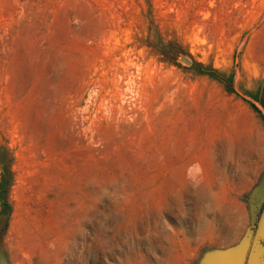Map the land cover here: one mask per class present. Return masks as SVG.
<instances>
[{
    "label": "rangeland",
    "instance_id": "rangeland-1",
    "mask_svg": "<svg viewBox=\"0 0 264 264\" xmlns=\"http://www.w3.org/2000/svg\"><path fill=\"white\" fill-rule=\"evenodd\" d=\"M260 100L264 0H0V264L237 245L264 206Z\"/></svg>",
    "mask_w": 264,
    "mask_h": 264
},
{
    "label": "water",
    "instance_id": "water-1",
    "mask_svg": "<svg viewBox=\"0 0 264 264\" xmlns=\"http://www.w3.org/2000/svg\"><path fill=\"white\" fill-rule=\"evenodd\" d=\"M180 58L186 64H192L187 57ZM261 199L263 195L254 204L255 230L249 228L237 245L207 255L202 264H264V206Z\"/></svg>",
    "mask_w": 264,
    "mask_h": 264
},
{
    "label": "trees",
    "instance_id": "trees-1",
    "mask_svg": "<svg viewBox=\"0 0 264 264\" xmlns=\"http://www.w3.org/2000/svg\"><path fill=\"white\" fill-rule=\"evenodd\" d=\"M198 65L202 66L201 64H198ZM212 71L215 72L216 70H212ZM212 71H211V72H212ZM211 72H209V73H211ZM228 82H229L230 87H232V86H233V81H232L231 79H229ZM260 101H261V103L264 105V101H262V100H260ZM253 107H255V109L257 108L255 104H253ZM257 109H258V108H257ZM7 181H8V180H7Z\"/></svg>",
    "mask_w": 264,
    "mask_h": 264
}]
</instances>
